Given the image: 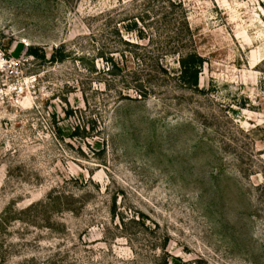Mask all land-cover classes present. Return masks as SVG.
Here are the masks:
<instances>
[{
	"label": "rangeland",
	"instance_id": "obj_1",
	"mask_svg": "<svg viewBox=\"0 0 264 264\" xmlns=\"http://www.w3.org/2000/svg\"><path fill=\"white\" fill-rule=\"evenodd\" d=\"M183 1L197 89L146 0H0V264H264V0Z\"/></svg>",
	"mask_w": 264,
	"mask_h": 264
},
{
	"label": "trees",
	"instance_id": "obj_2",
	"mask_svg": "<svg viewBox=\"0 0 264 264\" xmlns=\"http://www.w3.org/2000/svg\"><path fill=\"white\" fill-rule=\"evenodd\" d=\"M146 8L152 15H144L131 21L125 28L127 31H137V36L141 40H148V44L156 47L161 53L140 54L134 52L133 58L150 67L157 73H167L168 69L164 65L167 56L177 57L180 73L179 80L183 85L191 88H198L199 76L203 68L205 59L197 49L194 32L189 21V12L183 0H146ZM153 18L143 29L139 23L143 24L145 19ZM150 32L147 31V28ZM147 33H146V32ZM148 35V36H147ZM128 45L141 48L138 43L126 42ZM149 52V51H148ZM28 53L32 56L45 58V54H40L37 47L31 46ZM150 53V52H149ZM59 54V57L57 56ZM66 55L61 53V49H56L51 55V60H62ZM122 65L113 56L106 59L111 69L122 70L127 62V56L122 53ZM117 74V73H113ZM137 75V72H135ZM142 80V79H141ZM138 76L134 78L136 85H143Z\"/></svg>",
	"mask_w": 264,
	"mask_h": 264
},
{
	"label": "water",
	"instance_id": "obj_3",
	"mask_svg": "<svg viewBox=\"0 0 264 264\" xmlns=\"http://www.w3.org/2000/svg\"><path fill=\"white\" fill-rule=\"evenodd\" d=\"M25 43L24 42H20L14 49L12 56L15 59H19L23 53V51L25 50Z\"/></svg>",
	"mask_w": 264,
	"mask_h": 264
},
{
	"label": "built area",
	"instance_id": "obj_4",
	"mask_svg": "<svg viewBox=\"0 0 264 264\" xmlns=\"http://www.w3.org/2000/svg\"><path fill=\"white\" fill-rule=\"evenodd\" d=\"M13 57V56H12ZM14 58V57H13ZM15 59V58H14Z\"/></svg>",
	"mask_w": 264,
	"mask_h": 264
}]
</instances>
